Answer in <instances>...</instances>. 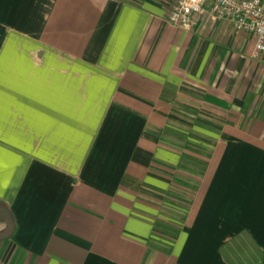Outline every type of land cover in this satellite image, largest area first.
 <instances>
[{"label": "crops", "instance_id": "0c3cea01", "mask_svg": "<svg viewBox=\"0 0 264 264\" xmlns=\"http://www.w3.org/2000/svg\"><path fill=\"white\" fill-rule=\"evenodd\" d=\"M171 9L0 0V263L264 264V54Z\"/></svg>", "mask_w": 264, "mask_h": 264}, {"label": "built area", "instance_id": "2783aa9c", "mask_svg": "<svg viewBox=\"0 0 264 264\" xmlns=\"http://www.w3.org/2000/svg\"><path fill=\"white\" fill-rule=\"evenodd\" d=\"M170 24L192 30L199 16L228 22L237 33L256 40V57L264 54V0H170Z\"/></svg>", "mask_w": 264, "mask_h": 264}, {"label": "water", "instance_id": "95a60500", "mask_svg": "<svg viewBox=\"0 0 264 264\" xmlns=\"http://www.w3.org/2000/svg\"><path fill=\"white\" fill-rule=\"evenodd\" d=\"M0 223L7 224V229L0 233V242L8 240L14 233L15 222L10 211L5 207H0ZM2 264V263H0Z\"/></svg>", "mask_w": 264, "mask_h": 264}, {"label": "rangeland", "instance_id": "374dc122", "mask_svg": "<svg viewBox=\"0 0 264 264\" xmlns=\"http://www.w3.org/2000/svg\"><path fill=\"white\" fill-rule=\"evenodd\" d=\"M264 56V55H263Z\"/></svg>", "mask_w": 264, "mask_h": 264}]
</instances>
